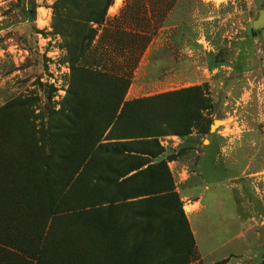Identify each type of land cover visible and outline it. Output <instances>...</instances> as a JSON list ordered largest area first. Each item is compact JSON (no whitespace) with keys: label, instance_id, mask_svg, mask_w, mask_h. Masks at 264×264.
I'll return each mask as SVG.
<instances>
[{"label":"rangeland","instance_id":"1","mask_svg":"<svg viewBox=\"0 0 264 264\" xmlns=\"http://www.w3.org/2000/svg\"><path fill=\"white\" fill-rule=\"evenodd\" d=\"M56 1L0 0V264H264L263 225L254 229V245L246 255L226 260L229 245L203 260L193 237L190 243L183 241L185 233L192 234L185 215L189 204L162 171L164 163L122 181L128 171L146 163L137 154L161 153L162 137L131 141L135 156L111 154L115 139L129 133V126L142 135L183 131L180 123L189 105L179 102L185 96H173L162 107L142 106L129 126L104 131V109L118 96V86L98 78L92 88L88 76L72 71L82 31L77 22L63 34L54 30ZM261 9L264 0H113L107 23L97 29L77 64L87 61L94 70L124 75L130 82L127 101L147 50L132 51L103 28L125 29L120 26L125 20L144 29L149 25L155 31L150 43L160 46L162 59L165 54L172 59L163 76L178 78L146 85V97L140 99L199 87L209 109L200 113L191 134L205 144L215 136L264 141V30L252 27ZM94 104L98 108L90 109ZM215 120L221 122L210 133ZM91 144L95 148L84 163L79 157ZM84 165L83 174L70 179L76 166ZM16 193L21 198L8 203ZM131 195L140 197L125 199ZM107 200L114 203L108 206ZM93 204L100 209L89 210ZM82 217L86 223L101 220L109 231L82 227ZM237 229L232 225L228 231ZM139 240L140 254H134ZM70 247L79 253L70 256Z\"/></svg>","mask_w":264,"mask_h":264},{"label":"crops","instance_id":"2","mask_svg":"<svg viewBox=\"0 0 264 264\" xmlns=\"http://www.w3.org/2000/svg\"><path fill=\"white\" fill-rule=\"evenodd\" d=\"M160 49L150 43L144 50L146 56L139 63L136 83L127 101L146 97V85H165L178 78L171 74L163 76L167 61L172 59L166 60V54L162 59ZM146 71L148 74L143 77ZM194 78L188 80L195 81ZM198 137L192 133L182 138H160L162 150L158 157L137 154L147 161L140 169L133 168L130 175L164 163L162 171L169 174L182 200L189 204L185 215L201 259L207 260L227 245L230 250L222 260L246 255L254 245V229L264 226V141H232L215 136L205 144ZM233 170H239L238 174L231 176ZM232 225L237 226L236 232L228 231ZM227 236L231 237L225 239Z\"/></svg>","mask_w":264,"mask_h":264},{"label":"trees","instance_id":"3","mask_svg":"<svg viewBox=\"0 0 264 264\" xmlns=\"http://www.w3.org/2000/svg\"><path fill=\"white\" fill-rule=\"evenodd\" d=\"M113 4V0H57L55 4L52 7L53 10V23H54V30H57L58 33L63 34L65 33L69 28L71 29L72 25H78L79 24V29L82 31V42L79 45V55L75 60H71V69L74 72H82L84 75L88 76L91 80L90 86L92 88H97L96 82L94 80L101 78L104 80H108L109 82L113 83L115 86H118L119 89V94L116 98H114L113 102H110L104 110L108 112V116L106 117V123L104 125L103 130H108L109 132H115V129L119 127V125L124 124V127L129 126L128 125V120H133L134 117H136V112L139 111V109L142 106L146 105H155L159 104L160 107L164 106L166 102L164 103V100H170L173 96L181 97L185 96L186 99H180V103H187L189 105V110L187 109V106L185 107L188 114L186 118L181 120V128L184 129L183 131H176V130H171V129H166L160 134H155V135H142L138 134L133 126H129V133L123 132L122 135H119V137L115 140H117V143L111 144L110 146L112 147L113 151H110L111 154L116 155L120 153H132V149H130V145H132L134 140L138 139H143V138H156V137H163V136H176V137H187L188 135L191 134L192 129L195 127L196 124L200 122V113L203 111H206L209 109V104L206 98H204V95L202 94V91L199 87H192L188 89L181 90L179 92L175 93H165L161 95H156L150 98H144V99H137V100H132V101H125L124 96L125 92L128 89L130 82L128 79L125 78L124 75L117 76L114 75L113 73H109L107 71L101 72L94 70V63H91L89 66L86 65L87 61H83L80 64L79 59L80 55L82 52L90 50L93 38L97 34V29L105 25L107 23L106 21V15H107V10L108 8ZM30 13L33 14L34 10L33 7L30 8ZM74 20H72V17ZM74 22H77L78 24H73ZM118 22V21H117ZM116 22V23H117ZM123 22V21H122ZM120 22V26L125 25L126 28L124 29L123 27H116L109 25L108 28H111V30H108L105 27L103 28V32L110 34V36L114 39H118L119 43L125 42V45L128 49L132 51H140L143 52L148 44L151 42V36L154 35L155 31H149V25L145 26L144 29L142 26H139V24H136L134 22H129V20H125L123 23ZM93 25H96L97 28H93ZM137 28L142 32H137ZM154 28V27H153ZM148 30V31H147ZM123 31V32H121ZM149 32V33H146ZM148 34V35H147ZM124 39L125 41H123ZM85 41L87 43L84 45ZM70 45H68L69 49ZM90 109L95 110L98 108L97 104H94L92 106H89ZM165 126V125H164ZM167 126H165L166 128ZM130 131L132 133H130ZM130 140V142L128 141ZM156 141V140H155ZM154 141V142H155ZM96 144H91L88 147V150L85 152H82V155L79 158H83V162L85 163L86 157L90 155V153H93V149L95 148ZM108 145H106V147ZM105 147V148H106ZM128 158H132L131 156H128ZM141 166V165H140ZM140 166L137 167V169H140ZM84 166H76V169L72 172L71 178L74 177V175H77L80 177L81 174H83ZM133 169V168H132ZM128 171L124 177H127L130 175L133 170ZM77 173V174H76ZM138 174V173H137ZM137 174L135 175H130L128 178L123 179L122 181H131L132 179L136 178ZM2 176V175H1ZM136 176V177H135ZM123 177V178H124ZM2 180L4 179V176H2ZM74 184V183H73ZM71 184V185H73ZM67 185V190L70 188L69 181L66 182ZM18 192V191H17ZM21 195L16 193L14 195V198L11 199L8 203L15 202ZM10 196L8 195V198ZM140 196H133L131 195L130 198H125V199H135L139 198ZM15 199V201H14ZM5 203V201H4ZM114 203L113 200H107L106 204L108 206H111ZM99 204L96 205H89L88 209L89 210H97L100 209ZM107 206V207H108ZM53 206H50V208ZM97 207V208H96ZM4 212H7L6 210H3ZM73 212H68V214H72ZM79 213V212H78ZM6 214V213H4ZM84 214H81L83 216ZM82 222V227H91L92 230H95L99 232L100 234H106L109 231V227L105 226L101 220L96 219L94 221H90L88 223L84 222L85 219L82 217L81 219ZM74 223V222H72ZM78 223L75 222L74 224ZM49 225V229H50ZM69 227H72V224H70ZM49 229L47 230V233L49 232ZM184 230V226L182 227V231ZM192 234L190 235L185 233V238L183 241L186 243L189 242L192 238ZM193 240V238H192ZM143 241L139 240L136 242V245L134 247V254H140L139 251L142 248ZM72 250H67L69 252V255H76L78 252V249H74L73 247H70ZM127 254V253H126ZM129 254V252H128Z\"/></svg>","mask_w":264,"mask_h":264},{"label":"water","instance_id":"4","mask_svg":"<svg viewBox=\"0 0 264 264\" xmlns=\"http://www.w3.org/2000/svg\"><path fill=\"white\" fill-rule=\"evenodd\" d=\"M253 29H263L264 30V9L259 10L258 17L255 21L252 22ZM220 120L213 121L212 125L209 128V132L212 133L215 131L213 127L216 125V122Z\"/></svg>","mask_w":264,"mask_h":264},{"label":"bare ground","instance_id":"5","mask_svg":"<svg viewBox=\"0 0 264 264\" xmlns=\"http://www.w3.org/2000/svg\"><path fill=\"white\" fill-rule=\"evenodd\" d=\"M219 122H221V121H219ZM216 123H218V122H216ZM214 127H215V126H214ZM214 127H213V128H214Z\"/></svg>","mask_w":264,"mask_h":264}]
</instances>
